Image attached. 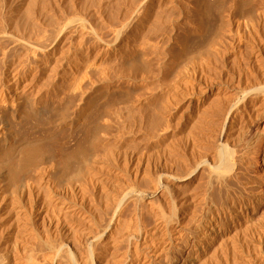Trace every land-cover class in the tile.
Returning <instances> with one entry per match:
<instances>
[{
	"label": "bare ground",
	"instance_id": "bare-ground-1",
	"mask_svg": "<svg viewBox=\"0 0 264 264\" xmlns=\"http://www.w3.org/2000/svg\"><path fill=\"white\" fill-rule=\"evenodd\" d=\"M171 1V5L173 4L175 9L177 8L178 11L180 10L178 13L182 14L189 12L191 14V33L201 36L209 31V23L204 20V15L198 6L197 0L186 2L188 3L187 7L186 4L185 7H183L181 6L182 4L176 3L178 0L176 2L175 0ZM171 1L169 0V2ZM136 2L137 0L135 3L131 2L128 11L127 8L125 9L127 13L117 16L113 11L112 13L114 15L109 14L112 16L109 19L107 16V21L104 20V22H100L105 23V26L103 24L100 26L103 25L102 28L107 26V30L106 28H100V23H89L83 16L72 15V13L69 12L71 15H67L68 13L66 15L64 14L63 16L65 18L61 17L63 19L59 20L62 21H56L58 23L57 25L56 22H54L55 27L51 30H47L49 28L45 26L43 29L37 28L42 30L40 32L36 29L41 34L36 31V35L30 34V37H27L29 34L28 29L33 20H29L30 14L27 15L29 17L28 21L30 22L28 25V22H26L27 18L26 20L23 19L25 20V24L19 23L18 18L13 17V15L9 17L6 16L5 19L3 17L4 27H2V29L0 28V44L4 45H0V264H81L84 261L79 263V260L81 259L80 255L83 254H85L86 258L88 257L91 264H100L101 261H96L98 259L97 256H103L104 252H106V250H102L101 252L100 249L97 251L98 249L96 246L100 244V242H102L103 249L109 247L112 249L115 241L118 240L119 243V239L122 240L135 234V232L127 231V228L124 229L122 227L123 225L118 226L115 232L112 230V227L116 226L114 223H118L119 221V219L117 220L119 208L125 201H140L136 204H132H135L136 207L143 201L149 203L155 196H157V199L161 198L163 202L167 203L173 199V195H176L177 198L181 196V201L178 200L180 201L178 202L180 207L183 204L187 206L192 194H194L190 192L193 189L195 191L199 186L196 182L194 183L195 179L193 178L194 173L198 169L207 171L209 178L220 183L223 188H236L238 175L234 170V166L237 162L236 160L235 162L233 161V156L235 154H232L227 145L229 143L232 145L241 144L239 142L243 141L244 124L242 123L244 119L246 116L254 118L264 107V80L260 81V76H257L258 78L256 77L254 81L252 80L250 82L251 79L247 81L241 80L238 84L229 86L221 82L220 79L219 81H212L207 78V75L205 76L210 66V64L204 62L205 60L199 64L197 63L198 65L196 66H188L184 74L186 79L184 80L187 84L185 85V92L182 90L179 92V98H176L177 104L173 107L176 112L181 111L177 121L175 117L176 125H174L175 123L172 122V117L176 112L172 109L173 112H168L169 114L166 116V110L169 108L163 105V101L168 99L167 95L169 94L165 86L170 85L169 83L166 85L164 83L169 78L171 70H174V73L182 71L181 67L184 68L187 66V63H191V61L195 59L208 57L211 43L202 51L194 52V54H190V57L187 55L188 58L185 57L187 59L184 60L180 58V52H182L183 45L185 47L184 42L186 40L183 42L182 39L186 34L184 35V33H182L183 37L176 33V39H172L171 53L166 52V54H162L164 55L162 60V57L159 55L161 52L160 49L155 50L156 48H154H159L160 45H156L152 48L154 43H150V40L152 39V34H157L160 28L162 29V27H165H161V25H163V18L170 24V27L166 29H174V25L172 24L173 21L170 18L171 14L169 15V13L173 11H169L170 7H167L169 9L167 10L169 12V18L165 16L167 15L166 13L164 15L166 18L164 16H162L163 18L161 16L159 17L155 14L159 19L152 17L155 19L149 21L151 18L150 14L154 9L153 1L138 0V2ZM156 5H158V3H156ZM167 5L171 6L170 4ZM164 6L166 5L164 4ZM232 9L234 10V7ZM162 12L160 13L161 15H163ZM184 15L185 14H183V17ZM177 17L179 16H176V18ZM36 18L35 16V19ZM44 18L45 17L42 19ZM47 18L50 19L46 20L48 22L52 19L48 16ZM54 18L57 19V17ZM172 18H175V16H172ZM23 20L22 22H24ZM156 20L158 21L156 22ZM33 21L35 22V20ZM45 22H43V25L48 23ZM36 23L39 24L40 22L37 21L33 23L34 26L32 24V29L42 24L41 22L39 25H35ZM22 24L29 26V28H24L25 26ZM51 24L48 23L47 26H53V23ZM169 24L167 26H169ZM176 25L178 26L179 24ZM16 26H18V28ZM39 27H41V25ZM97 27L100 28V31ZM101 29L104 32H101ZM31 31L30 33L33 32ZM168 31L172 32V30ZM42 32L44 34H42ZM165 34H167V30ZM157 36H155L156 39ZM181 36L183 37L182 39ZM155 37L154 40H156ZM194 39L196 40V38ZM150 44L152 45L150 46ZM162 44H164V41ZM150 49H154L153 51L156 53L155 56L154 52H150ZM166 49L168 50L169 48ZM156 51L160 52L157 53ZM149 55L150 58L148 59L147 57H149ZM149 61H155L157 63L154 62L157 65H155L157 71L154 72L155 69L153 68V75L150 76V78H154L156 83L154 82L155 84H153V86H147L148 89L145 91V97L143 96V102H138L135 99L134 102H138V105L136 106L137 108H135L136 104L134 108H132L138 109L139 111L138 113L136 112L137 110H134V113H141L143 115L144 113L148 115L149 112L153 111L154 118H152L153 120L150 125L149 122L147 123L150 127L148 125L143 126L144 124L141 125L140 122L138 123L139 120L137 121V116L141 118V115L136 114L137 116L135 117V114H132L133 109L131 108V116L129 115L130 119H128L131 136L125 143L132 145V142L135 140L134 138L140 134V137L146 142L161 147V153H164L163 151H165V149L163 150L164 147L162 145L167 148L169 146L165 145L166 142L163 144V141L171 134V129H176V131H178L177 133H180L181 137L186 140L185 144H188L190 151L188 150L189 152H187V150H185L184 152L183 149L181 153L178 152L180 155H176L173 154L172 149H167L164 154L167 155L166 157L164 156L165 161L172 160L173 162L174 160L175 163L176 160L193 161L192 163L190 162L189 165L182 167L180 173L177 171V173L174 172L175 170H173V172L165 170V172H159L160 174L155 178H150V180L147 177L149 176L148 174L146 177L144 176L146 173L142 174L143 176L140 178L141 183L144 182L148 184L145 188H143L144 186L138 187L137 184L134 186L131 183H126L108 189L106 186L107 184L102 180L103 178L96 174L93 175L99 170L95 164L97 162H105L107 165L111 164L109 161L113 162L115 155L120 151L116 153L112 147L108 148L110 145H107L108 147H103L104 150L108 148L106 149L107 151H103L102 155L99 154L101 145L94 129L96 128L95 126L97 125L98 119H100L99 115L101 111L104 113H112L108 111L110 109H108V107L101 108L99 100L104 99L103 101H105L107 98L110 99V97L113 99L115 95L120 93L119 91L124 89L127 91L129 88L131 90L133 86L135 87L138 78L137 73L142 69L146 72L148 64L145 63ZM180 63H182L183 66L182 64L180 65ZM152 72L149 73L152 74ZM207 73H209V71ZM138 74H140V72ZM145 75L143 77H145ZM143 77H141V79ZM207 80L212 82H208ZM223 80L224 79H222V81ZM179 86L180 85H178V87ZM178 87L177 85L175 86V88ZM145 88L144 86L142 90ZM130 90L128 93H124L129 94L131 92ZM171 92L173 93V90ZM77 99L83 101L74 109L75 111L72 112V114H69V104L72 100ZM41 100H51L58 103L62 102L52 114L51 110L47 107H44L42 111H40V117L37 121L39 124L49 128L50 132L46 134V137L44 136V140H42L43 137L37 140H35L36 138L29 139L28 137H23L22 142L16 146L15 139L19 137V133L13 128L11 121H15L21 117L28 119L29 115L33 112H26L28 106H34ZM132 103L133 102H131V104ZM166 103L169 102L166 101ZM183 106L184 109L182 110ZM114 116L117 117V119L122 117V115L120 117L119 114H114ZM164 116H166L165 119ZM150 117L152 116L150 115ZM142 119L145 120V118ZM148 121L150 120L148 119ZM227 123L229 127L226 131L225 127ZM217 124H219V126ZM213 125L218 126L216 133L213 132V135H216L218 139L223 135L225 136V140H223V142L220 141L221 143L218 144V147L217 145L212 146V144H210L212 141L209 142V140H207L208 135L211 134V129L207 131L205 127H213ZM65 127H68V132H64V135H71L72 132L78 135L73 145L68 147H63L61 145L60 158L62 160H60L59 163L57 160L51 162L48 160L51 157L49 155L51 153L47 151L45 145H56V143L59 142L60 136H63L60 130ZM142 132L144 133L143 136ZM181 137L179 136L178 138L180 139ZM45 140L47 142L46 144ZM144 140H140L138 143ZM16 141H18V139H16ZM197 141L201 148L210 150L209 156L213 160L211 165H209L210 163L207 164L208 159L206 160L200 157L202 153L198 155V152L195 151L197 148L195 150L192 148ZM146 142H143V144ZM253 142L254 140L252 142L246 140L247 149H250V151H246V155H253L256 152L257 148L255 144L251 145ZM183 143L184 142L180 144L182 148H184L182 145ZM199 146L197 145V147ZM185 147H187V145ZM243 147L246 146L244 145ZM16 149L17 153H15ZM98 156L102 157L103 160H96ZM235 158H237V156ZM47 160L51 162L49 163L51 165L40 167V164ZM78 160H83L82 162L84 165L79 161L83 166H78L82 168L77 170L74 174H70V172L66 174V170L68 171ZM180 163L182 162H179L178 165L180 167L183 166ZM163 169L165 168L163 167ZM178 169L180 168L178 167ZM94 170H97V172L92 173ZM134 176H138L137 170ZM202 180L203 179H201V182ZM144 183L142 185H144ZM96 194L101 196L102 203L104 204V206H100L101 209L98 208L99 206H96L100 210V213H98L101 218L96 215L95 210L97 209L94 208L95 206H93V204L89 205L93 206L95 210H93L91 206L90 208L94 212L89 206L88 208L90 210L86 207V203L91 201L89 200L91 197L89 198L88 196L91 195L92 199H95L94 196ZM193 196L196 197V195ZM87 197L89 199H87ZM203 197L204 196H202V199ZM198 198L200 200V197ZM192 199L193 198H191V200ZM159 200L160 199H158V201ZM254 202L256 201H249L252 207H254ZM167 204L169 206V203ZM144 206L143 204V207ZM160 206L161 205H159V208ZM231 206H233V209L226 220L223 219L221 222L218 221L222 226V233L219 235V240L222 242L227 238L236 236L242 229H247L253 224V211H250L249 207H239L235 200L232 201ZM159 208L157 209L160 210L161 208ZM143 209L147 211L149 207L148 209H145V207ZM163 212L162 208V213ZM172 212L176 213L178 211L174 212L173 210ZM185 212H187V210ZM162 213H152L154 216L149 213L155 217L153 219L154 226L149 224L153 227L152 230H149V228L147 233L143 232L142 234H136V239L141 237L140 239H142V241L136 245L135 253H132V256L129 255V260L126 261V258H124V262L122 259L121 262L123 263L121 264H150L151 261L157 259L163 253L168 252L172 244L177 242L174 241L179 237L178 234L180 232L178 233V231L182 226L183 219L186 218L185 215L183 216L184 211L183 213L178 212L170 218H164L165 215H160ZM151 217L149 220L153 218ZM187 217L189 218V214H187ZM191 217L192 216H190V218ZM124 224L126 225V223ZM162 228L166 230L170 228L168 230L170 233L159 237L161 234H158L161 232L160 229L163 230ZM149 234L153 238H151ZM147 235H149L148 237L150 238H147ZM102 239L105 240L102 241ZM136 243L135 241V244ZM114 246H116V244ZM216 248L214 247L215 251ZM109 251L111 252V250ZM215 251L213 252L214 254ZM95 252V257L97 259L94 261ZM209 255L207 257H209Z\"/></svg>",
	"mask_w": 264,
	"mask_h": 264
},
{
	"label": "rangeland",
	"instance_id": "rangeland-1",
	"mask_svg": "<svg viewBox=\"0 0 264 264\" xmlns=\"http://www.w3.org/2000/svg\"><path fill=\"white\" fill-rule=\"evenodd\" d=\"M135 1L136 0H0V28L2 29V27H4L3 20L6 18V16L9 17L12 15H13V17L18 18L19 23L20 22L25 23V20L27 18V21H26V22H28L27 25L30 23L28 21L29 17H30L29 18L30 21H31V19H33V20H35V22H37V21H39L40 23L42 22V24L39 23L41 25V27H39L40 25L38 23H36L35 25H39V26H36V27H34V29H32L31 28L32 24L35 23L32 20V22H31L32 24H30L31 25L30 28L33 32L35 31L34 33L30 30L29 26L22 24L25 26L24 28H27V29L29 28L28 29L29 34L27 33L28 34L27 37H30V34H32V35L35 33L37 34L38 31L41 32L42 30H40V29H43L44 26L46 28H49L47 30H51L53 27H55L54 22L58 21L59 19H63L61 17H64L63 15L64 14L66 15L67 13H68L67 15H71L70 13H72V15L83 16L84 18H86V20L89 23L94 24L96 22L97 24H99L100 22H104V20L107 21L112 16L109 14L114 13L115 15L117 14V16H119V15H122L123 13H127V11L130 9L129 5L131 4V2L135 3ZM152 1L154 4V6H153L154 9L152 10V13L150 14L151 18L149 21H152L155 18L159 19V18H157V16L162 17L165 15V13L167 14V15H165L167 17L168 13H169L167 10H169V9H170L169 11H173V12L169 13V15L171 14L170 15L171 17L168 16V18L170 17L171 20L173 21L172 24L174 25V29H170V28L166 29L167 27H170V24L167 21H165L164 18L162 17L163 18V22H162L163 25H161V27L162 26H165V27H162V29L160 28L161 31L160 30H159L160 32L157 31V34L154 33V35L153 34H152V36L150 35L152 37V39L150 38L151 39L150 43H152V44L154 43V45L150 44V46L152 45V48L156 45H160V47H162V48L154 47V48H156L155 50L160 49V51L162 52L161 53L159 51L160 52L159 53L158 51H156L157 53H159L160 57H162L161 58L162 60H163V56H164L162 54H166V52L171 53V43L173 42L172 39L175 40L177 34L182 35V36H183L182 33H184V35L186 34L185 37L183 36L184 38L181 36V39L183 38L182 39L183 42L186 40L185 41L186 43L184 42L185 47L183 45L182 50H181L182 52H180V58L184 59V60L188 58L187 55H189V57H190L192 54H194V52L196 53L198 51H202L203 49H205L209 45V43H211L210 54L208 55V57H204L202 59H195V60L191 61V63H187V66H185L184 68H182L180 66L182 71L174 73V70L173 71L171 70V72L169 73V75H170L169 78L166 80V82L164 81L165 85L167 83L170 84L169 86L168 85L165 86L166 90L169 92V94H168L169 96L167 95L168 99H165L163 101V105H166L167 108H169V109H167L168 111L166 110V112H167L166 116H168V114H169L168 112H173L172 109L175 111V108H173V107H175L177 104V99L179 98V92L181 90L184 91L186 89L185 85H187V84L185 82L186 79H185L184 74L186 73V69L188 68V66L189 67H191L193 65L196 66L200 62H203L204 60H205L204 62H207L208 64H210V66L208 65L209 66V70H208L209 73H207L208 72L207 71L205 74V76L207 75V78L209 80L219 81V79H220L221 82L228 84L229 86H232L233 84L234 85L238 84V82H240L241 80L247 81V80L251 79L250 82L252 80L254 81L257 76H260L259 77L260 81L264 80V0H197L198 6L201 9L202 14L204 15L203 16L204 20H206V22L209 23L208 24V26H209L208 30L209 31H207L204 35H201V36L190 32V29L192 26V19H191L192 17H191V14L189 12L182 13V14L178 13L180 10L178 11L177 8L175 9V7H173V4L171 5V3H172L171 0H170L171 2H169V0H165V1H163V0H152ZM176 1L177 0H175V2ZM189 1L190 0H187V1L186 0H181V1L178 0L176 3L182 4L181 6H183V7H185V4H186V7H187L188 3H186V2H189ZM137 2H138V0H137ZM167 2H169V3H167ZM156 3H158L159 6L156 5ZM164 4L166 6H164ZM167 4H170L171 6H169ZM234 4H235V6H234ZM161 5H162V7H161ZM118 7H119V9H118ZM160 7H161V9H160ZM167 7L168 8L170 7V8L168 9ZM233 7H234V10L232 9ZM126 8H127V11L125 10ZM171 8H172V10H171ZM176 11H177V13H176ZM161 12L163 13V15L160 14ZM155 14H157V16ZM183 14H185L184 17H183ZM27 15H29V17ZM35 16L37 17L36 19H35ZM47 16L51 17L52 19H56L54 17H57V19L56 20L51 19V21H53V22H51V21L48 22V21H46L47 19H49V18H47ZM107 16H108V19H107ZM172 16L173 17L175 16V18H172ZM176 16H179V17L176 18ZM3 17H4V19H3ZM23 17H25V18H23ZM43 17H45V18L42 19ZM152 17H155V18H152ZM21 19L22 20L25 19V20H23L24 22H22ZM40 19H41V21H40ZM45 21L48 22L49 24L53 23V26H50V25L47 26L48 23H46ZM60 21H62V20H59L58 22H60ZM157 21L158 20H156V22ZM164 21H165V23H164ZM43 22H45L46 24L43 25ZM57 24L58 23L56 22V25ZM101 24H103L105 26V23H100L99 26ZM168 24H169V26H167ZM176 24H179L180 26L179 25L177 26ZM33 26H34V24H33ZM102 26H100V28H102ZM16 27L18 28V26H16ZM106 27H103L102 29H104ZM37 28H40V29H37ZM100 28H98V30ZM102 29H101V32H104V31H102ZM106 30H107V28H106ZM164 30L165 31L167 30V34L168 33L169 34L168 35L165 34ZM168 30H170V31L172 30V32H169ZM30 31L32 33H30ZM43 32H42V34H44ZM173 32H175V33H173ZM39 34H41V33H39ZM155 36H157V39ZM171 36L172 37L174 36V37L172 38ZM154 37L156 40H154ZM194 38H196V40ZM160 39H161V41H160ZM154 41H156V42H154ZM163 41H164V44H162ZM187 41H188V43H187ZM160 42H162V43H160ZM162 45H164V46H162ZM168 45H170V46H168ZM166 48H169V49L167 50ZM153 50L150 49V52H154V56H155L156 53ZM185 57H187V58H185ZM147 58L149 59L150 55ZM154 62L155 61H149L148 63L144 62L145 64H148V66L146 65L148 67L146 70L147 73L144 72L143 69L141 71H139L140 74H138L139 72L137 73L138 78H137V82H136V86H135L136 88L133 86L131 88V90H130V88L127 89V91H126V89H124L125 91L121 90L122 92L119 91L120 92L119 94L116 93L117 94V95H115L116 98L113 97V99H112V97H110V99L107 98V100H105V101H103L104 99L99 100L100 101L99 105H101V108L108 107V109L110 108L108 111H111L114 114H119L120 117L122 115V117H123V118L121 117V118L117 119V117H115L116 115L114 116V114H112L110 112L104 113L103 111H101V113L99 115L100 119H98L97 125L95 126L96 128L94 129V132L96 131L95 134L99 138L100 145H101V148H100L101 150L99 151V154L102 155L103 151H107L106 149H108L110 147H112L116 151V153L118 151H120L119 153H117L115 155L113 162L109 161V162H111V164L107 165V164H105V162L103 163L102 161H101L102 163L97 162L95 165H96L97 169H99L98 172H97V170L92 171V173L97 172V173H94L93 175L96 174V175L100 176L101 178H103L102 180H104V183L107 184L106 186L108 187V189H112L114 186L126 184V183H131L134 186H136V184H137L138 187L144 186L143 188H145V187H147L146 185H148V184H146L142 181L144 183V185H142L143 183H141V179H140L143 176L142 174L146 173L144 175L145 177L148 174L150 177L149 176H147V177L150 180V178H155L158 174L165 172V170L166 171L168 170V172H173V170H175L174 172L177 171L180 173L182 171V169H181L182 167L189 165L190 162L192 163V161H193V160H188V161L187 160H176V163L182 162V163H180L183 165L181 167L178 165V163L176 166V163L174 160H173L174 163L172 162V160L165 161V157L167 155H164V154H165V151H167V149H169V150L172 149L173 154H176V155H180L179 153H181V151L183 149H184L183 150L184 152H185V150H187V152L190 151L188 148V144H185L186 140L181 137L180 133H177L178 131H176V129H171L170 130L171 132L169 131L171 134L168 136V138L164 139L163 144L166 142L165 145L169 146L167 148L166 146L162 145L164 147L163 150L165 149V151H163L164 153H161V147L154 146L153 144L146 142L142 137H140V134H138L134 138L135 140L132 142L133 143L132 145L125 143V142H127V139L130 138V136H131V131H130L129 123H128L129 122L128 119H130L129 117L131 116L130 115L131 108L132 107L134 108L135 104H136L135 108H137L136 106L138 105V102H143V100H144V97L146 95L145 91L148 89L147 86L150 87V85L153 86V84L156 83L154 78H152V77L150 78V76L153 75L152 70L155 69L154 72L157 71V67H156L157 63L155 62L156 63L155 64ZM213 62H214V64H213ZM181 64L182 63H180V65ZM184 64H185V62H184ZM182 66H183V64H182ZM149 69H151V70H149ZM149 72H152V74ZM143 73H144V75L146 74L145 75L146 78L143 77L144 76ZM139 76L144 78V79L142 78L143 81H142L141 77H139ZM147 77H148V79H147ZM222 79H224V80L222 81ZM209 80H207V81L212 82ZM228 80H230V81H228ZM236 81H237V83H236ZM137 83H139V84H137ZM230 83H231V85H230ZM143 85L146 87L144 90H142V88L144 87ZM176 85H177V87H178V85H180V86L178 88H175ZM133 89H134V91H133ZM170 89H171V91L173 90V93L170 91ZM129 90L131 91L130 92L131 94L130 93L127 94L129 92ZM167 91H165V92H167ZM124 92H127V93H124ZM123 97H125V98H123ZM135 99L138 102H136V101L134 102ZM82 101L83 100H78V99L72 100L71 103L69 104V106H70L69 114H72V112L75 111L74 109L77 106H79V104L82 103ZM166 101H168L169 103H166ZM102 102H103V104H102ZM131 102H133L134 104L133 103L131 104ZM106 103L108 106L106 105ZM60 104H62V102L58 103L56 101H51V100H49V101H44V100L38 101L34 106H28V109L26 112L29 113V111H33L32 114L29 115L28 119L21 117L15 121H11V125L19 133V137L16 138V139H18V141H16V139H15V145L18 146L19 143L22 142L23 137L24 138L28 137L29 139H32V138L35 139L36 138L35 140L41 139L43 137L42 140H44V136L46 137V134H48L50 132V129L38 123L37 120L40 117V111H42V109L44 107H47L49 110H51V114H52L55 112V110L59 107L58 105H60ZM168 105L171 107H169ZM183 109H184V106H183L182 110ZM134 110H137L136 112H138V113H139V111H138V109H133L132 114L133 115L135 114L134 115L135 117L137 115H141V118H139L140 116L139 117L137 116V121L139 120L138 123L140 122L141 125L144 124L143 126H147L148 122H149V125L152 123V120H153L152 118H154V116H153L154 112L152 110H150V111H152L153 113L149 112L148 115H147V113H144L145 117L141 113L140 114L134 113L135 112ZM116 111H117V113H116ZM180 112L179 111L176 112V114L172 117V122L175 123V124L173 123L174 125H176V121L178 120V116L180 115ZM149 114L152 117H150ZM166 116H164V119ZM175 117H176V121H175ZM142 118H145V120H143ZM148 119L150 121H148ZM144 121H146V122H144ZM145 123H146V125H145ZM242 124H244L243 125L244 126V128H243L244 132H243V141L239 142L241 144L232 145L231 143H229L227 145L228 148H230L229 150L232 152V154L233 155L235 154L233 156V161L235 162V160H236V162H237V164H235V166H234V170L238 175V183L236 184V188H233V189L232 188H225V187L223 188V186L220 183H218L217 181H213V179L209 178V176L207 175L208 174L207 171H205L204 169L203 170L198 169L194 173L193 178L195 179L194 183L196 182L199 186L197 185L198 186L197 189L195 188L196 192L194 191V189L190 192L191 194L192 193H194V194H192V197H191L193 199L191 200V198H190V200L187 204L188 207L184 204L180 207L178 202L181 201V196H179V198H177L176 195H173L175 198L172 196L173 199H171L170 202H167V203H169V206L166 202H163L161 200V198H158V199H160L158 201L157 196H155V198L153 197L151 199L152 201L150 200L149 203L146 201H143V202H141V204L140 203H139V205L137 204L139 207L138 206L135 207V204L140 202V201H136V200L125 201L124 202L125 205L122 203L121 207L119 208V212L117 215V220L119 219V221H118V223L117 222L114 223V225H116V226H113L112 230H113V232H115V230H116V228H118V226L123 225L122 227L124 229L127 228L128 229L127 231H132L133 233L135 232V234H133V236H131V237L124 238L122 240L119 239L120 244L118 243V240L115 241L114 245L116 244V246L113 245L112 249L110 247L103 249L102 248L103 245L101 244L102 242H100V244H98L96 246L98 249V250L97 249L96 250L99 251V249H100L101 252H102V250L103 251L106 250V252L110 253V254H107L106 252H104V255L100 256V257L97 256V258H98L97 259L95 257L97 251L95 250L96 252L94 255V257H95L94 261H95V259H97L96 261H98V260L101 261L100 264H110L111 262H113L111 264H121L124 262V258H126V261H128L130 256H132L131 254L135 253L136 245L141 243L140 241H142V239H140L141 237L136 239L137 238V237H135V236H137L136 234L137 233L142 234L143 232L147 233L149 228H150L149 230H152V228H153L152 226H154L153 225L154 224L153 219L155 218V217H153L154 215L152 213H156V214H159L160 212L162 213V208H163L164 212L160 215H162V216L165 215L164 218H170L171 216H174V214L176 215V213H178V212L183 213V211H184L183 216L185 215L186 218L183 219L184 220L183 222H185V223L182 222V226H181L182 229L180 228V230L178 231V233L180 232L178 234L179 237H177V239L174 241V242H176V241L177 242L175 244H172V246L170 247L168 252H165L162 255H160L157 259H154L153 261H151L150 264H264V107L259 111V113L256 116H254V118L253 117L250 118V117L246 116V118L244 119ZM217 125L219 126V124H217ZM217 125H213V127L209 126V127H205V128L207 129V131L209 129H211L210 130L211 134L209 133L210 135H208L207 140H209V142L212 141V142H210V144H212V146L217 145V147H218V144L223 142V140H225V136L223 135L221 138L218 139V137L216 135H213V132L216 133V131H217V128H218ZM228 127H229V124L227 123L226 127H225L226 131H227ZM60 131L63 134V136H60L59 142L56 143V145L52 144L53 145L52 146L50 144H46L47 142L45 140V144H46L45 147H47L46 148L47 151L49 153H51V154H49L51 157L48 159L51 162L53 160H57L59 163L60 160H62L60 158L61 145L63 147H68V146L73 145L74 140H75L76 136L78 135L75 132H72L71 135H64V132L65 133L68 132V127L62 128ZM143 135H144V133L142 134V136ZM179 136L181 137L180 139L178 138ZM140 140H144V141L138 143V141H140ZM246 140H248V141L250 140L251 142L254 140L253 144L251 143V145L255 144V147L257 149L253 155H246V153L248 151H250V149H247L248 147H247ZM143 142H146V143L143 144ZM182 142H184L182 144L184 148H182V146L180 145ZM102 144H103V146H102ZM104 144H106V145H104ZM175 144L179 145V146H176ZM107 145H110V146L108 147ZM186 145H187V147H185ZM197 145L199 146L198 141L196 144L193 145L194 147H192V148L194 150L197 148V150H195V151L198 152V155L202 153V155H200V157H202L203 159H206V160L208 159L207 164L210 163L209 165H211L213 160L209 156L210 150L209 149L204 150L203 148H201V146L197 147ZM242 145L243 146L245 145L246 147H243ZM104 146L108 147V148H105V150H104V148H103ZM180 146H181V149H180ZM198 148H200V149H198ZM17 149L15 150V153H17ZM179 149H180V151H179ZM241 150H244V151H241ZM197 152H196V155H197ZM133 153H134V155H133ZM236 156H237V158L240 157L239 158L240 160L235 158ZM48 160L41 163L42 165L40 164V167H42L44 165L50 166L51 164H49V163H51V162ZM96 160H103V158L98 156V158ZM79 161H81V163L83 164V162H82L83 160H78L77 162H75L74 165H72L71 168H69L68 171L66 170V174H69V172H70V174H74L77 172V170H80V168H82V167H78V166H83L84 164L82 165ZM158 161L160 164L158 163ZM78 164H80V165H78ZM163 164H164V166H163ZM160 165H162V166H160ZM163 167L165 169H163ZM176 167H177V169H176ZM178 167L180 169H178ZM136 170H137L138 176H134V173ZM199 173H200V175H199ZM204 178H207V179H204ZM201 179H203L202 182H201ZM203 186H204V188H203ZM231 191H233V192H231ZM198 194H199V196H198ZM193 195H196V197ZM202 196H204L203 199H202ZM88 197L89 198L91 197V199H89ZM88 197H87V199H89L91 201H89V200H88L89 202L86 201V202H88V203H86V207L88 208V206H89V208H90V206L93 204V206H95L94 208H96L97 210H95L93 208V206H91V208L93 210H95L96 215H98L99 218H101L99 215V213H100L99 209H101L100 206H102V205L104 206V204L102 203L103 201H102L101 196L96 194L94 196L96 201H95V199H92L91 195ZM198 197H200V200ZM230 197H232V198H230ZM178 200H180V201H178ZM234 200L236 201L237 206L242 207V208L249 207L250 211H253L252 212L253 213V221H252L253 224L247 229H245V228L242 229L236 236H234L232 238H227L226 240H224L226 242L225 243L224 241L222 242L221 240H219V235L222 233L221 232L222 226L218 223V221L221 222V221H223V219L226 220L229 213L233 209V206H231V205H232V201H234ZM250 200L256 201L253 203L254 207H252V205H250V203H249ZM194 201H195V203H194ZM133 203H135V204L132 205ZM142 203L145 205L144 206L145 209H148V207H149L150 210L148 209L149 210V211L147 210L148 212L143 209L144 207H143ZM150 203H151V205H150ZM164 203H166V204H164ZM89 204H91V205H89ZM155 204H157V205H155ZM147 205H149V206H147ZM159 205L162 206V207L160 206L161 209L159 208ZM96 206H99L98 207L99 209ZM194 206H196V207H194ZM189 207H190V209H189ZM121 208H123V209H121ZM157 208H159L160 210H158ZM153 209H155V210H153ZM185 209L187 210V212H185L186 211ZM129 210L131 213L129 212ZM173 210H174V212L175 211H178V212L173 213L172 212ZM156 211L157 212L159 211V212L157 213ZM190 211H191V213H190ZM119 213L121 215L122 214H124V215L121 216ZM145 213H146V215H145ZM149 213L152 214L153 216L150 215ZM142 214H144V215H142ZM187 214H189V218L187 217ZM192 214H194L195 216ZM190 216H192V217L190 218ZM150 217L152 218V219H150L152 221L149 220ZM124 223H126V225ZM149 224H151L152 226ZM124 226H126V227H124ZM170 228H172V227H170ZM162 229L163 230L160 229V231H161V232L159 231L160 233L158 232L159 233L158 235L161 234L159 237H162V236L170 233V232H168L169 229L168 230H166L165 228H162ZM140 230H142V231H140ZM164 230H165V232H164ZM138 231H140V232H138ZM110 232H112V231H110ZM149 235H147V238H150V237L153 238L151 235H150V237H148ZM130 238H132L133 240ZM198 238H199V240H198ZM104 240L105 239H102V241H104ZM135 241L137 242L136 244H135ZM216 246H217V248H216ZM214 247L216 248V251H215ZM115 248H116V250H115ZM108 249L111 250V252ZM112 251H113V254H112ZM124 251H125V253H124ZM214 251H215V254L213 253ZM116 252H117V254H116ZM129 252H131V253H129ZM210 253L212 254L213 257L211 256ZM208 255H209V257H207ZM121 256H122V258H121ZM104 257H105V259H104ZM80 258H79L80 260L78 259L79 263H81V261L82 262L84 261L81 264H88V263L91 264V261L88 260V257L86 258L85 254L80 255ZM109 258H111V259H109ZM107 259L110 261V263ZM122 259H123V262H121Z\"/></svg>",
	"mask_w": 264,
	"mask_h": 264
}]
</instances>
